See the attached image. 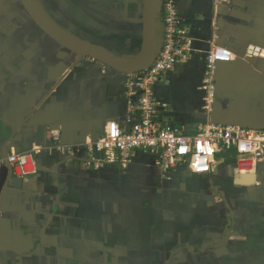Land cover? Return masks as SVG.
<instances>
[{"label":"crops","instance_id":"1","mask_svg":"<svg viewBox=\"0 0 264 264\" xmlns=\"http://www.w3.org/2000/svg\"><path fill=\"white\" fill-rule=\"evenodd\" d=\"M34 2L62 32L96 46L124 19L142 37L140 0ZM179 7L188 50L154 88L164 114L194 133L228 111L264 138V0ZM216 48L231 52L241 77L207 97L204 67ZM83 57L19 0H0V158L38 150V174L19 186L0 170V264H264V161L247 170L232 151L209 174L170 179L148 153L124 169L97 163L85 145L127 116L125 75Z\"/></svg>","mask_w":264,"mask_h":264},{"label":"built area","instance_id":"2","mask_svg":"<svg viewBox=\"0 0 264 264\" xmlns=\"http://www.w3.org/2000/svg\"><path fill=\"white\" fill-rule=\"evenodd\" d=\"M185 36L179 0H156L151 63L137 73H124L127 116L121 121H108L100 138L85 145L92 159L99 157L94 159L97 163L124 169L136 152L148 153L155 157L154 167L170 179L177 171L187 175L209 174L216 156L232 151L247 170L264 161V138L253 129L209 123L194 133H187L164 114L166 105L158 101L154 88L188 50ZM230 58L231 52L222 48L207 56L202 80L207 97L213 96L217 63L229 62ZM37 151L12 152L1 157L0 170L8 168L11 177L17 179L35 177Z\"/></svg>","mask_w":264,"mask_h":264},{"label":"water","instance_id":"3","mask_svg":"<svg viewBox=\"0 0 264 264\" xmlns=\"http://www.w3.org/2000/svg\"><path fill=\"white\" fill-rule=\"evenodd\" d=\"M27 14L33 18L36 24L45 31L51 38L56 40L63 47L73 50L77 53L83 54L87 57L101 61L111 68L121 73H137L150 65L153 49H154V32H155V1L156 0H144L143 1V13H142V43L140 51L137 57L130 62H121L115 56L108 51L88 42H85L72 35L66 34L54 26L46 17H44L39 9L35 6L32 0H19ZM234 65L232 63L220 62L217 63V69L215 73V84L219 86H234L239 81L240 75H236V72H232ZM228 73V77L223 78L224 73ZM221 116V114H214L212 116V122L215 124H228L239 125L245 128H250L251 123L249 121L240 122L237 118H232L231 112L225 111L224 116L228 117L223 120H216L215 116ZM221 119V117H219ZM19 179H12V185L20 184Z\"/></svg>","mask_w":264,"mask_h":264},{"label":"rangeland","instance_id":"4","mask_svg":"<svg viewBox=\"0 0 264 264\" xmlns=\"http://www.w3.org/2000/svg\"><path fill=\"white\" fill-rule=\"evenodd\" d=\"M143 1L144 0H140V3H139L140 8L138 9V12H137L141 26H142ZM118 8H120V7H118ZM121 8L124 9L125 5H121ZM115 16H118V15L115 14ZM124 20L125 21H122V24H121L122 27L121 28H119V27L115 28L116 34L112 37V40H110L111 38L109 37V38H107V41H100L97 45H101L98 47L108 51L109 53L114 55L119 61L129 62V61L134 60L135 57H137L136 53L139 52V49L141 48L142 37L138 38L135 41L133 39V37L138 36V35L134 31V26H130V19H127V20L124 19ZM141 32H142V29H141ZM118 34H121V36H118ZM131 39H132V41H131ZM63 48H65V47H63ZM65 49H67V48H65ZM67 50L69 51V53L71 55L77 53V52L70 50V49H67ZM80 55L85 56L83 54H80ZM83 58H85V60L88 59L87 56L83 57ZM94 60H96V59H94ZM103 64H105V63H103ZM105 66H108V65L105 64ZM108 67H110V66H108ZM223 157H225V155H218V156H216V159L219 160Z\"/></svg>","mask_w":264,"mask_h":264},{"label":"bare ground","instance_id":"5","mask_svg":"<svg viewBox=\"0 0 264 264\" xmlns=\"http://www.w3.org/2000/svg\"><path fill=\"white\" fill-rule=\"evenodd\" d=\"M33 1V3L35 4V2H34V0H32ZM35 6L38 8V6L35 4ZM39 9V8H38ZM39 11L41 12V10L39 9ZM41 14L44 16V17H46L45 15H44V13L43 12H41ZM33 19V18H32ZM34 21V20H33ZM35 22V21H34ZM36 23V22H35ZM45 32V31H44ZM46 33V32H45ZM47 34V33H46ZM48 35V34H47ZM49 36V35H48ZM56 41V40H55ZM78 54H80V53H78ZM220 63V62H219ZM219 117H221V119L219 118ZM215 118H216V120H223V119H227L228 120V117H224L222 114H221V116H215Z\"/></svg>","mask_w":264,"mask_h":264}]
</instances>
